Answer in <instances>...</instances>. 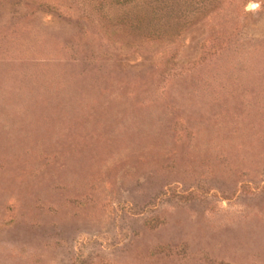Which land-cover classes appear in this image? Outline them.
Returning a JSON list of instances; mask_svg holds the SVG:
<instances>
[{"label":"rangeland","instance_id":"374dc122","mask_svg":"<svg viewBox=\"0 0 264 264\" xmlns=\"http://www.w3.org/2000/svg\"><path fill=\"white\" fill-rule=\"evenodd\" d=\"M154 3L0 0V264H264V0Z\"/></svg>","mask_w":264,"mask_h":264},{"label":"trees","instance_id":"16d2710c","mask_svg":"<svg viewBox=\"0 0 264 264\" xmlns=\"http://www.w3.org/2000/svg\"><path fill=\"white\" fill-rule=\"evenodd\" d=\"M144 5L148 6V9L144 10V13L140 15L141 19L143 20L144 30L143 36L147 38H155L157 34V30L153 27V20L155 19L156 8L154 0H143Z\"/></svg>","mask_w":264,"mask_h":264},{"label":"water","instance_id":"95a60500","mask_svg":"<svg viewBox=\"0 0 264 264\" xmlns=\"http://www.w3.org/2000/svg\"><path fill=\"white\" fill-rule=\"evenodd\" d=\"M256 5V3H251V6H255Z\"/></svg>","mask_w":264,"mask_h":264}]
</instances>
